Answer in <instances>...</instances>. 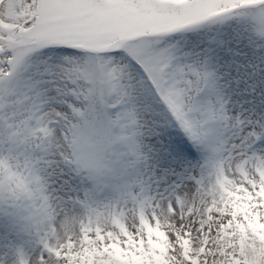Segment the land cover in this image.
I'll use <instances>...</instances> for the list:
<instances>
[{"label": "snow or ice", "instance_id": "obj_1", "mask_svg": "<svg viewBox=\"0 0 264 264\" xmlns=\"http://www.w3.org/2000/svg\"><path fill=\"white\" fill-rule=\"evenodd\" d=\"M0 264H264V0H0Z\"/></svg>", "mask_w": 264, "mask_h": 264}]
</instances>
